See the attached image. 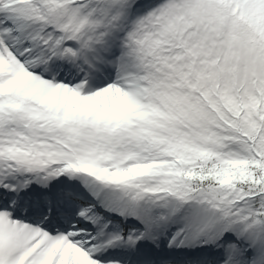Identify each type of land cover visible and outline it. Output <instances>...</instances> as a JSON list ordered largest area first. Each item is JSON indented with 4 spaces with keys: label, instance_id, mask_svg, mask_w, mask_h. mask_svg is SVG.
Segmentation results:
<instances>
[{
    "label": "snow or ice",
    "instance_id": "6c2138e0",
    "mask_svg": "<svg viewBox=\"0 0 264 264\" xmlns=\"http://www.w3.org/2000/svg\"><path fill=\"white\" fill-rule=\"evenodd\" d=\"M0 264H264V0H0Z\"/></svg>",
    "mask_w": 264,
    "mask_h": 264
}]
</instances>
